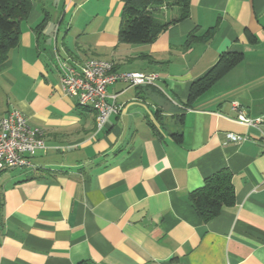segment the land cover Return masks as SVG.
<instances>
[{
	"label": "crops",
	"instance_id": "0c3cea01",
	"mask_svg": "<svg viewBox=\"0 0 264 264\" xmlns=\"http://www.w3.org/2000/svg\"><path fill=\"white\" fill-rule=\"evenodd\" d=\"M122 7L32 0L0 66V117L20 111L46 143L35 167L0 171V264H264V0H191L187 19L146 44L119 40ZM229 50L243 61L188 105ZM57 57L159 78L110 85L120 110L98 130L95 111L62 92ZM240 111L263 122L244 124ZM222 169L235 203L203 222L190 193Z\"/></svg>",
	"mask_w": 264,
	"mask_h": 264
},
{
	"label": "trees",
	"instance_id": "16d2710c",
	"mask_svg": "<svg viewBox=\"0 0 264 264\" xmlns=\"http://www.w3.org/2000/svg\"><path fill=\"white\" fill-rule=\"evenodd\" d=\"M121 22L118 31L123 43L146 44L155 41L171 25L190 16L191 0H122ZM32 10V0H0V66L10 51L18 46L21 23ZM44 19L37 27L40 32L46 25ZM217 27H210L203 35L195 29L188 34L185 46L210 39ZM244 59V52H223L215 65L202 77L196 79L190 89L188 105L211 89L214 84ZM80 107H83L79 104ZM181 134L176 135L180 139ZM190 201L203 222L216 217L224 207L235 203L232 174L222 169L205 179L204 184L190 193ZM80 264H90L81 262Z\"/></svg>",
	"mask_w": 264,
	"mask_h": 264
},
{
	"label": "built area",
	"instance_id": "2783aa9c",
	"mask_svg": "<svg viewBox=\"0 0 264 264\" xmlns=\"http://www.w3.org/2000/svg\"><path fill=\"white\" fill-rule=\"evenodd\" d=\"M57 59L62 92L78 101L93 103L98 130L106 125L111 114L120 110L117 96L108 93L110 85L119 81L130 86L155 85L159 78L155 72H120L113 61L102 58H89L79 65ZM237 120L249 126H259L263 122L262 118H249L242 111ZM42 133L18 110L0 117V171L23 168V161H30V168H33L36 151L46 148V144H39ZM226 136L231 142H240L246 138L232 132ZM262 141L264 144V134Z\"/></svg>",
	"mask_w": 264,
	"mask_h": 264
},
{
	"label": "bare ground",
	"instance_id": "6f19581e",
	"mask_svg": "<svg viewBox=\"0 0 264 264\" xmlns=\"http://www.w3.org/2000/svg\"><path fill=\"white\" fill-rule=\"evenodd\" d=\"M79 103L82 106H88L91 107L95 111V107L93 103L85 102V101H79ZM39 144H46L44 140V133L39 136ZM33 167H35V164L33 163ZM23 168H30V161H23Z\"/></svg>",
	"mask_w": 264,
	"mask_h": 264
}]
</instances>
